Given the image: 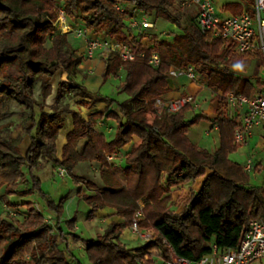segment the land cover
<instances>
[{
    "label": "trees",
    "instance_id": "obj_1",
    "mask_svg": "<svg viewBox=\"0 0 264 264\" xmlns=\"http://www.w3.org/2000/svg\"><path fill=\"white\" fill-rule=\"evenodd\" d=\"M237 1L225 9L234 15L252 12L253 0ZM62 2L66 16L79 18L92 34L105 33L120 44L138 49L145 57L123 63L114 55L125 71L119 93L127 95L128 100L120 103L92 94L73 80L71 67L73 64L80 67L83 56L77 55L68 37L57 31L60 8L54 0H0V122L9 117V104L15 102L27 110L25 123L31 124L24 129L23 137L15 140L0 135V192L4 189L6 197L38 196L46 204L44 210L56 215L55 226L51 227L44 214L33 203L26 202L23 206L28 214L23 222L16 216L0 217V264H81L69 251L67 236L85 245L90 264H155L153 249L162 250L164 264L170 260L169 247L177 256L198 262L212 251V246L220 250L237 248L250 223L264 220V185L250 186L249 175L229 159L241 146L235 144L234 133L239 122L227 113V96L253 98L264 87V81L257 79V72L264 67L261 53L237 54L232 45L201 33L195 20L183 27L180 13L171 12L176 0ZM117 5H131L132 14H164L182 32L173 38L172 44H166L168 58H162L158 68L148 64L149 57L158 53L156 45L144 48L139 36H128L127 21L132 14L127 10L117 11ZM47 42H50L48 48ZM246 58L256 61L257 71L251 77H240L237 73L243 71L241 64ZM173 67H192L197 81L215 95L216 117L211 123L219 132L220 146L214 153L198 147L187 136L190 128L207 120L197 116L188 121L186 114L193 110L192 106L171 116H157L154 104L168 92V74ZM58 69L67 74L70 95L80 98L88 109L106 107L97 113V118L116 122L111 140L97 131L93 121L68 106H45L35 100L33 90L37 83L43 101L51 95L48 80ZM110 75L111 65L107 62L104 77ZM253 79L257 80L256 85ZM113 107L119 113L113 112ZM68 115L73 128L58 158L57 139ZM25 137L30 138L31 145L23 156L20 145ZM80 142H84L81 151ZM129 145V151L124 154L126 167L122 169L126 183L123 184L115 175L110 159ZM42 161L66 170L78 187V199L90 208L87 221H92L100 211L112 209L123 222H111L95 240L86 241L75 235L76 218H73L67 223L69 231L65 233L61 216L66 198L55 203L42 191V183L35 176ZM83 162L99 165L102 187L73 175L77 165ZM26 170L31 183L26 180ZM164 176H167L166 184ZM201 178L204 181L200 191L180 213L172 212L169 206L173 188L194 184ZM25 183L30 187L20 192L18 189ZM7 206L17 208L10 203ZM139 210L143 214L140 228L153 234L154 239L130 249L122 234L132 226Z\"/></svg>",
    "mask_w": 264,
    "mask_h": 264
},
{
    "label": "rangeland",
    "instance_id": "obj_2",
    "mask_svg": "<svg viewBox=\"0 0 264 264\" xmlns=\"http://www.w3.org/2000/svg\"><path fill=\"white\" fill-rule=\"evenodd\" d=\"M55 5L58 8H63L62 0H54ZM216 7L219 10V13L223 16L234 15L229 9H225L227 6H232L239 3L237 0H213ZM241 4V3H240ZM125 10H127L130 14L133 12V7L131 5H126ZM243 8L246 9L245 5L243 4ZM252 11V8H251ZM172 14L175 12L180 13L182 26L188 27L191 24V20H195L198 14V8L193 3L192 0H176L173 9L171 10ZM135 13V12H134ZM133 13V14H134ZM148 21L154 25L153 33L156 34L159 38H174L175 36H181V31L171 25L170 21L164 14L154 15V14H147ZM158 18V19H156ZM162 18V19H161ZM164 19V20H163ZM167 20V21H165ZM128 22V21H127ZM67 25L72 33H65L64 29L62 28L63 25L59 19L55 24L57 31L61 32L62 35L68 37V40L72 47L76 50L77 55L83 56L82 64L80 67H76L74 64L71 67V72L73 73V80L75 83L82 85L88 89L89 92L92 94L98 95L103 98H109L112 100H116L117 102H125L128 100V96L125 94L119 93V88L121 84L125 80V71L122 68L120 62L116 60L114 56H110L107 60L104 57H94L92 59L87 58L85 53V47L83 41L77 39L73 33L74 31L78 30L79 28L83 27L82 23L80 22L79 18L70 19L67 17ZM175 27V28H173ZM178 30H177V29ZM68 30V31H70ZM128 36H133L134 34L130 31H127ZM100 38H109L105 33L97 34ZM150 35V32L144 34L141 40H144V43H141L144 48H149L156 45L157 52L164 57V59L168 58V47L167 43H157L156 38ZM46 47H50V42L46 43ZM109 62L111 65V75L107 78L104 77L106 63ZM243 71L238 72L237 75L240 77H251L256 71V61L252 60L251 58H246L243 60L241 64ZM258 78L263 82L264 81V67L261 66L259 71L257 72ZM170 78L168 77V81ZM49 85L51 86V95L48 96L44 101L41 97V87L40 84L37 83L34 86L33 96L38 103L45 106L54 105L57 108H63L68 106L71 110L75 112H79L84 118L93 121L96 124V127L102 133H108L110 136L108 137L111 140L114 136L116 130V122L114 121H103L97 118V113L103 112L105 110L104 105H99L93 109H88L87 104H84L80 98L74 97L69 94L68 87L70 86L69 82L67 81V74L63 69H58L54 72L53 77L49 78L48 80ZM197 83L202 84L205 88L206 86L197 81ZM253 84H257V80L253 79ZM209 90V89H208ZM210 91V90H209ZM212 92V91H211ZM213 93V92H212ZM214 95V93H213ZM165 96V95H164ZM162 96V98H164ZM217 104L215 101V95L212 102H206L201 104V108L198 111H189L186 114V119L188 121H192L197 116L210 117V119H214L216 117V110ZM112 111L115 113H119L118 109L113 107ZM26 113L27 110L15 102H10L9 104V117L5 120L0 122V135L7 139V140H15L18 137H23L24 129L26 127H30L31 124H26ZM39 113V111H38ZM227 113L229 116H232L230 109L228 108ZM66 123L65 127L60 131L58 139H57V157H60L62 154V149L64 144L66 143V136L69 131L73 128L72 126V119L71 116H65ZM212 120H203L197 125L190 128L187 136L192 143L195 145H199L200 147L206 149H214L218 142L220 143V139L216 132H212L209 136L207 134L208 129L210 128V121ZM239 121V119H238ZM31 145L30 138L25 137L20 145V152L23 156L26 155L29 147ZM84 142H80L78 145V150L81 151L83 148ZM127 150V149H126ZM120 153L119 156L111 158L110 164L116 170H122V168L126 167L124 154ZM251 158L254 162L258 164V166L263 168L262 172L252 173L249 175V185L250 186H263L264 185V127L260 129H256L254 131L253 138L249 142L248 146L240 147L236 152L232 153L229 156L230 161L239 165L240 167H244L247 159ZM118 175L123 183L126 182V179L122 175L120 171H118ZM26 180L27 182L31 183V176L25 171ZM73 175L78 178H85L88 181L96 182L100 187L102 186L100 182V167L96 163H89L83 162L77 165L75 168ZM207 175H210V172H207ZM35 176L45 185V188L49 193L51 190L57 191L61 186H65V188H69L68 191H73L71 195H74V199L66 198L63 204V213L61 216V228L65 233H68V225L67 223L71 221L73 218H76L75 227L78 228V231L75 229V235L82 236L85 240L97 237V232L101 227L99 220H92L87 221L88 212H84L82 206L84 202L78 200L77 192L78 187L72 181V178L69 175H66L62 178L59 175V169L52 163L48 161H42L38 170L35 172ZM175 180V177L173 178ZM167 176H164L163 183L166 184ZM204 178L198 179L194 184L186 185V186H177L172 191V200L170 202L169 209L172 212L180 213L188 202L192 200V198L200 191L201 186L203 184ZM66 182V185L63 183ZM52 185V186H51ZM27 184H23L20 186L18 190L22 188H26ZM52 188V189H51ZM53 191V192H54ZM2 202H0V217L8 218L9 216H16L21 222L24 221L25 216L28 214L26 209L24 210H17L23 205L17 204V208L13 209L7 206L9 202L6 201L7 197L4 195V189L0 192V196H2ZM52 198L54 199L57 194L52 193ZM15 197H20L18 195H12ZM55 196V197H54ZM11 197V196H9ZM25 199L27 197H24ZM30 202L34 204L35 208L42 212L46 218V221L49 223L51 227L55 226V222L53 221V217L56 215L50 211L46 210L45 202L39 198L38 196L35 197H28ZM27 198V199H28ZM15 200V199H13ZM35 200V201H34ZM82 204H78V202ZM85 204V203H84ZM140 206L143 207L142 203ZM45 209V210H44ZM50 214L53 216H50ZM65 229H64V228ZM129 229V228H128ZM127 229V230H128ZM130 231V230H129ZM131 232V231H130ZM132 234V233H131ZM145 234V233H144ZM133 235V234H132ZM134 236V235H133ZM135 239V238H134ZM123 240V239H122ZM124 242V240H123ZM126 245L130 249H137L143 242H140L135 239L133 242H126ZM166 244V243H164ZM61 248L64 249L65 245H61ZM74 249V247L72 246ZM72 249L73 256L76 258L78 262L81 264H90L88 261L85 251L82 247ZM169 253L172 250L169 247ZM152 255L154 257L155 264H162L161 254H163L161 249H154L152 250ZM254 264H264V260L261 262H257Z\"/></svg>",
    "mask_w": 264,
    "mask_h": 264
},
{
    "label": "built area",
    "instance_id": "obj_3",
    "mask_svg": "<svg viewBox=\"0 0 264 264\" xmlns=\"http://www.w3.org/2000/svg\"><path fill=\"white\" fill-rule=\"evenodd\" d=\"M198 8L195 23L203 34H211L228 45H232L237 54L261 53L264 59V0H253L252 12H244L240 15L223 16L219 13L213 0H192ZM116 10L124 12L123 6L117 5ZM58 19L63 27L68 30L67 16L63 9L58 12ZM128 31L140 35L144 30L153 29L154 25L148 21V16L143 12H135L128 21ZM62 32V31H61ZM69 33H72L71 30ZM73 35L83 41L87 58L118 55L121 62H132L137 57L144 58V54L138 49H132L125 44H120L111 38H100L92 34L85 27L74 31ZM163 59L159 53H153L148 64L152 68H158ZM170 79L187 78L191 82H197V74L192 67L187 69L171 68L168 74ZM227 102L232 116L239 119V126L235 130V144L248 146L253 138L254 131L264 127V87L253 98L243 96L236 97L232 94L227 96ZM188 106L198 110L199 103L194 96L180 97L166 100L159 98L154 104V109L159 118L164 115H174ZM217 128V127H216ZM243 170L248 175L262 172L253 159L248 158ZM59 175L65 177V169H59ZM143 207L141 206V209ZM143 218L142 211L136 213V218L129 228L135 239L148 243L154 239V235L142 230L139 221ZM145 233V234H144ZM154 250V249H153ZM152 254V253H151ZM162 258V254H161ZM264 260V220L258 219L250 223L249 230L235 249L220 250L212 246V251L204 255L198 262L177 256L170 251V260L164 264H254Z\"/></svg>",
    "mask_w": 264,
    "mask_h": 264
},
{
    "label": "crops",
    "instance_id": "obj_4",
    "mask_svg": "<svg viewBox=\"0 0 264 264\" xmlns=\"http://www.w3.org/2000/svg\"><path fill=\"white\" fill-rule=\"evenodd\" d=\"M156 19H158V18H156ZM165 21H167V20H165ZM173 26H175V25H173ZM175 27H173V28H175ZM149 32H150V35H152L154 37L156 36V34L153 33V29L144 30L143 32H141L140 35L134 34V36L135 37L136 36H139L141 43H144V40H141V39L144 36V34H146V33L148 34ZM156 37H157L156 38V42L159 43V44H161V43L172 44L173 43V38H165V37L159 38L158 36H156ZM162 58L164 59V57H162ZM187 96H194L197 99V102L199 103L198 110L201 108V104L202 103L212 102L213 101V98H214L213 93L211 91H209L207 88H205L202 84L197 83V82H191L187 78H176V79H170L168 81V92L165 94L164 99L171 100V99H177V98H180V97H187ZM198 110L193 109L192 111L194 112V111H198ZM206 118L209 119V120H212V119H210V117L208 115H207ZM96 129H97V131L99 133L103 134L106 138H108L110 136V134H108V133H105V132L102 133V132H100V130L97 127H96ZM212 132H216L218 134L219 139H220V135H219V132H218L217 128L216 127H213V124L210 121V128L208 129L207 134L210 136ZM197 146L200 147L199 145H197ZM219 146H220V143L218 142V145H216L214 149H206V148H203V147H200V148H202L204 150H207L210 153H214L216 150H218ZM130 147H131V145L127 146L124 149V151H129ZM117 156H119V153H117L116 155H114V157H117ZM59 158H61V154H60V157ZM110 161H111V159H110ZM57 168L58 169H61L59 167H57ZM118 171H120L122 173V175L124 176V178H125L123 169L122 170H116L114 168L115 175L121 181V183H123L122 180L120 179V176L118 175V173H119ZM62 178H64V177H62ZM100 182H101V184L103 186V183L101 181V178H100ZM125 183H123V184H125ZM95 184H97V183L95 182ZM63 185H66V182H64ZM27 187H30V184H28ZM26 188H22L20 190V192H23L24 190H26ZM57 189H59L58 192L57 191H54V189H53V190H51V193H49V191L46 190L45 185L42 183V191L44 193L48 194L55 203H58L63 198H70L71 197L72 199H74V195H71L73 191H71V190L68 191L69 188H67V187L65 188V186H61L60 188H57ZM52 193H56L57 194L56 197L54 196L55 197L54 199L52 198V195H51ZM1 197H3V195L0 196V198ZM27 198L25 199L24 197L11 196V197H7L6 201L9 202L12 205H17V204L23 205L26 202H30L31 201V200H29V198L28 199ZM13 199H15V200H13ZM0 202H2V199H0ZM78 204L80 205L82 203L79 201ZM83 205H85V206H82V209L84 210V212H88L89 213L90 212V208L86 204H84V203H83ZM24 209H26V208L23 206V207L18 208L17 210H20L21 211V210H24ZM50 216H52V215L50 214ZM94 220H99L100 221V225H101V227L99 228V230L97 232L98 233L97 236L100 235V234H102L104 232V230L107 228V226L111 222H117V223H122L123 222L120 218L115 217V211L112 210V209H105L103 211H100L99 213H97L95 215ZM75 229H76V231H78V228L77 227H75ZM79 237H81L83 240H85L82 236H79ZM96 238L95 237L94 238H91V240H95ZM134 238L135 237L131 234V232L129 231V229L128 230L127 229L124 230V232L122 234V239L124 240V242L125 241L126 242H133V241H135ZM66 240H67V244H68L69 251H72V249H73L72 246L74 247V249L75 248H78V247H82V246H83V249H85V245L82 242L75 243V242L72 241V239L69 236L66 237ZM86 241H90V240L89 239H86Z\"/></svg>",
    "mask_w": 264,
    "mask_h": 264
},
{
    "label": "bare ground",
    "instance_id": "obj_5",
    "mask_svg": "<svg viewBox=\"0 0 264 264\" xmlns=\"http://www.w3.org/2000/svg\"><path fill=\"white\" fill-rule=\"evenodd\" d=\"M64 32H65V33H68L69 31H68V29L65 28V29H64Z\"/></svg>",
    "mask_w": 264,
    "mask_h": 264
}]
</instances>
